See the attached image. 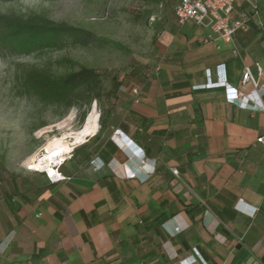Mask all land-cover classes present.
Masks as SVG:
<instances>
[{
	"label": "crops",
	"instance_id": "obj_1",
	"mask_svg": "<svg viewBox=\"0 0 264 264\" xmlns=\"http://www.w3.org/2000/svg\"><path fill=\"white\" fill-rule=\"evenodd\" d=\"M177 2L149 12L146 52L66 179L37 173L0 197V264H264V93L242 109L226 89H254L246 68L264 87V0L237 1L249 20L231 41L179 23Z\"/></svg>",
	"mask_w": 264,
	"mask_h": 264
},
{
	"label": "rangeland",
	"instance_id": "obj_2",
	"mask_svg": "<svg viewBox=\"0 0 264 264\" xmlns=\"http://www.w3.org/2000/svg\"><path fill=\"white\" fill-rule=\"evenodd\" d=\"M159 0H0V16L28 19L41 15L55 22L85 29L110 43L95 40L87 47L66 39L60 47L30 55L16 56L0 47V197L21 181L44 172L27 165L45 154L54 139L71 137L83 129L88 115L98 114L106 98L98 101L82 90L72 107L44 105L23 93L26 72L43 70L53 76L77 72L81 67L96 70L101 90L106 92L134 66L135 55L145 54L149 12ZM116 44V45H115ZM120 82V81H119ZM92 101L89 104V101ZM86 114L84 123L80 118ZM42 124L46 126L39 129ZM46 176V175H45Z\"/></svg>",
	"mask_w": 264,
	"mask_h": 264
},
{
	"label": "trees",
	"instance_id": "obj_3",
	"mask_svg": "<svg viewBox=\"0 0 264 264\" xmlns=\"http://www.w3.org/2000/svg\"><path fill=\"white\" fill-rule=\"evenodd\" d=\"M66 39H71L74 45L81 47H87L95 40L110 43L90 31L64 22H55L41 15L28 19H9L0 16V47L13 55H30L55 49ZM100 83V74L86 67L61 76H53L46 71L33 69L24 75L22 89L24 94L36 97L44 105L65 106L66 109H70L73 106L72 99L81 95L82 90H87L88 94L93 95L95 97L91 99L93 101H98L102 96L106 98L105 102L118 98L121 82L113 77V86L106 92L101 90ZM85 116L86 114L80 118L82 123ZM102 121L103 115L100 118L101 124ZM45 126L42 124L39 129Z\"/></svg>",
	"mask_w": 264,
	"mask_h": 264
},
{
	"label": "built area",
	"instance_id": "obj_4",
	"mask_svg": "<svg viewBox=\"0 0 264 264\" xmlns=\"http://www.w3.org/2000/svg\"><path fill=\"white\" fill-rule=\"evenodd\" d=\"M237 1L238 0H178L174 8V14L178 22L181 24L193 22L199 26L210 29L220 38L231 41L233 36L239 30L247 28V22L249 20V17L246 16H243L240 19H234L232 17ZM253 11L254 15L258 18L259 12L257 6H254ZM257 25L264 32V26L260 20H257ZM242 83L243 85L251 83L254 89L249 94H243L237 89L233 90L230 88H226L228 91L227 98L229 99V101L233 104H237L242 109H247L250 104L256 105L258 107L259 105H262L260 101V93H264V87L262 88L261 86H259L258 80L253 76L249 68L245 69ZM221 85L227 86L224 80ZM133 94L135 96V100L138 101L140 90L138 88L134 89ZM258 141L264 144V138H260ZM141 160H144V158H142ZM62 163H60L56 167V171L58 172L56 176L53 177L50 174L45 173L46 177L52 183H58L66 179L59 172ZM172 173L176 176L178 175V172L176 170H172ZM241 207L242 204L237 205L238 209H242ZM255 212L256 210L253 209L252 212L250 211L249 213L251 215H254ZM9 242L10 239L4 244H0V255L3 254Z\"/></svg>",
	"mask_w": 264,
	"mask_h": 264
},
{
	"label": "bare ground",
	"instance_id": "obj_5",
	"mask_svg": "<svg viewBox=\"0 0 264 264\" xmlns=\"http://www.w3.org/2000/svg\"><path fill=\"white\" fill-rule=\"evenodd\" d=\"M98 119L99 114L94 109L88 115L83 129L71 137L72 142L69 141V137L52 140L45 147L44 155L38 158L33 157L27 162L29 168L34 171L46 172L53 177L56 176L58 174L56 167L65 160L66 155L71 152L73 146L83 142L87 136L96 131Z\"/></svg>",
	"mask_w": 264,
	"mask_h": 264
}]
</instances>
